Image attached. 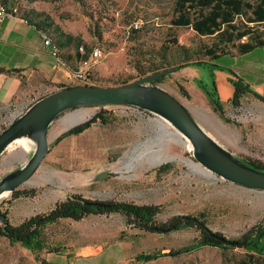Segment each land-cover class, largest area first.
<instances>
[{"label":"rangeland","instance_id":"374dc122","mask_svg":"<svg viewBox=\"0 0 264 264\" xmlns=\"http://www.w3.org/2000/svg\"><path fill=\"white\" fill-rule=\"evenodd\" d=\"M175 0H8L17 6L47 12L69 31L84 32L91 37L90 48H102L105 56L98 65L92 85L120 86L135 82L160 70L185 63L182 46L189 49L190 61L203 58L202 46L212 38L200 37L192 28L174 27L172 4ZM255 1V0H252ZM3 5V0H0ZM139 32L132 34V27ZM178 39V45L172 41ZM255 60L264 64V49L251 57H222L219 64L232 69L240 63ZM237 64V65H236ZM226 70V69H225ZM246 70V69H245ZM249 79L256 75L245 73ZM221 72L211 68L190 66L179 69L156 85L176 96L195 116L200 125L220 144L245 163H264V102L253 95L234 108L226 98L228 88ZM225 108L215 112L204 88L213 89L214 82ZM251 83V82H250ZM79 85L77 82L73 86ZM229 87L231 85L228 83ZM179 86L188 90L186 97ZM204 104V106H199ZM103 109L112 119L108 125L94 124L82 134L58 141L69 128H61L70 116H83L84 121ZM161 116L129 105L76 109L60 118L49 131L51 150L36 177L21 189H37L34 198L12 200L9 193L0 201V212L8 215L14 226L37 214L50 212L59 201L72 194L94 201L121 200L143 205H159V223L173 216L202 217L213 232L242 239L253 226L264 224V192L243 188L226 181L204 168L193 157V146L178 143L162 134ZM84 122V123H85ZM83 124V123H82ZM167 124V123H166ZM172 130L176 128L171 125ZM60 130L56 137L52 133ZM159 131L161 133H159ZM177 132V131H176ZM166 140V141H165ZM175 156L174 160L156 166L142 165L154 153ZM34 145H12L0 158V180L29 161ZM197 165L196 168L193 164ZM171 164L168 173L159 168ZM108 173L104 179L100 175ZM0 221V264H40L37 255L21 243H12L2 235ZM52 246L63 252L42 250V259L59 264H264V256L239 248L204 246L178 258L163 257L142 262L139 255L155 251L167 253L200 241V231L187 228L167 234L129 227L120 214L89 216L80 222L65 219L45 229Z\"/></svg>","mask_w":264,"mask_h":264},{"label":"trees","instance_id":"16d2710c","mask_svg":"<svg viewBox=\"0 0 264 264\" xmlns=\"http://www.w3.org/2000/svg\"><path fill=\"white\" fill-rule=\"evenodd\" d=\"M30 1L35 3L37 1L48 0ZM7 4L8 0H3V5H0L7 6ZM14 6L7 7L12 8ZM172 14L173 18L170 21L172 26L192 28L200 37L212 38L211 43H205L202 46L200 53L203 58L201 57L198 60L190 61L189 49L182 46L181 49L185 54V63L179 64L177 70L197 66L211 68L213 74L216 71L229 73V75L233 76L230 79L233 96L229 103L236 109L242 106L243 99L248 95H253L264 102V96L253 90L252 86L245 79L238 76L233 69H227L218 63L225 56L236 57L250 54L258 48L264 49V0H175L172 4ZM22 15L38 30L47 31L59 49L66 50L72 46H76L79 59L83 61L89 57L93 47L90 48V44H86L80 34L73 35L66 33V30L57 24L49 13L37 11L33 8L24 11ZM139 30L138 28L132 27V34H137ZM172 40L175 45H178L177 38L174 37ZM83 47L86 51L85 54L80 51V48ZM62 58L66 62L63 54ZM1 72H5V70L0 68ZM162 80H164L163 77L157 82L160 83ZM214 84L213 89L209 90L204 88V90L211 100L214 111L224 114L225 108L217 87L218 84L216 81ZM63 87L70 88L73 85ZM179 87L181 92L190 98L188 90L184 86ZM110 114L109 111L103 109L98 115L93 116L85 123L62 133L58 141L71 135H80L99 122L103 125L110 124L112 122V119L108 117ZM249 164L259 168V170H264V163L253 161ZM172 166L171 164H166L159 168V172L168 173L172 169ZM37 193V189H19L12 194V200L21 197L34 198ZM87 202L98 203L99 205H89L86 204ZM161 212L162 207L159 205H143L116 199L94 201L75 193L68 196L64 201L57 202L50 212L37 214L28 220L26 219L18 226H14L10 222L7 226L2 227V235L10 239L12 243H21L27 250L36 254L40 264H59L42 259L39 255L42 250H47L49 253H60L65 250V248L60 249L61 247L59 246H52L48 242L45 229L49 225L65 219L80 222L91 215L111 216L113 214H120L126 218L129 227H137L142 229V231L167 234L173 231L177 232L187 228H193L201 232V238L198 243L190 244L177 250L172 249L167 253L155 251L153 253L139 255L138 259L142 262H150L168 256L178 258L204 246L224 249L240 247L248 252L264 256V224L253 226L243 235L242 239H236L240 242L239 245L231 246L211 235V229L208 227L206 219L203 218L204 216H173L166 222L159 223L157 221V215H160ZM216 234L224 236L220 232H216Z\"/></svg>","mask_w":264,"mask_h":264},{"label":"water","instance_id":"95a60500","mask_svg":"<svg viewBox=\"0 0 264 264\" xmlns=\"http://www.w3.org/2000/svg\"><path fill=\"white\" fill-rule=\"evenodd\" d=\"M178 68L179 66H174L168 70H160L135 82L116 87L79 84L70 88H60L39 99L0 133V158L12 145L22 139H28L34 145L31 159L0 180V201L4 194H14L36 177L42 163L50 154L52 144L49 131L62 114L79 107L110 105H129L161 116L191 142L194 160L204 168L228 182L264 192V170L243 162L211 137V134L200 125L193 113L176 96L156 85L160 78L173 74ZM84 122V120L76 122L68 130ZM108 175V173L100 175L99 179H104ZM86 204L99 205L93 202ZM0 221L4 226L10 223L8 215L2 212H0ZM210 231L212 236L231 246L240 243L238 240L219 236L216 232Z\"/></svg>","mask_w":264,"mask_h":264},{"label":"crops","instance_id":"0c3cea01","mask_svg":"<svg viewBox=\"0 0 264 264\" xmlns=\"http://www.w3.org/2000/svg\"><path fill=\"white\" fill-rule=\"evenodd\" d=\"M56 23L61 25L66 33L80 34L85 43L90 44L91 37L87 32L69 31L63 23L59 21ZM256 51L257 49L250 54L232 58L239 61L241 58L251 57ZM62 54L66 62H60L52 56L40 30L32 23L16 17L0 19V68L5 70L0 73V133L14 121L18 112L27 111L39 99L64 88L63 86L73 85L70 82L82 60L79 59L76 46L62 49ZM232 69L238 76L245 79L253 90L264 96V64L262 62L250 59L245 64L239 63L237 68L233 66ZM248 72L256 75V78L249 79L245 74ZM220 76L229 84L230 79L233 78L227 72H221ZM228 83L224 81L221 89L227 86L226 98L230 101L233 89ZM199 106L203 107L204 104ZM89 108L91 107L80 109Z\"/></svg>","mask_w":264,"mask_h":264},{"label":"built area","instance_id":"2783aa9c","mask_svg":"<svg viewBox=\"0 0 264 264\" xmlns=\"http://www.w3.org/2000/svg\"><path fill=\"white\" fill-rule=\"evenodd\" d=\"M23 12L20 8L17 6H14L12 8H9L7 6H1L0 5V19L3 20L8 17H16L17 19L26 20L28 21L23 15ZM139 26L137 25V28ZM44 43L46 46L49 47L51 54L54 58H56L60 62H65L62 58V50L59 49V47L55 44L52 36L49 35L47 31H40ZM80 51L85 54V48H80ZM105 54L102 50V48L95 46L91 49L89 57L82 61L80 67L74 72L73 79L70 82L73 84L74 82H77L81 85H92L93 80L95 78L96 68L95 66L98 65V63L103 60ZM26 110H23L21 112H18L16 115L14 121L18 119L20 116H22Z\"/></svg>","mask_w":264,"mask_h":264},{"label":"bare ground","instance_id":"6f19581e","mask_svg":"<svg viewBox=\"0 0 264 264\" xmlns=\"http://www.w3.org/2000/svg\"><path fill=\"white\" fill-rule=\"evenodd\" d=\"M83 120H84V117L80 116V115L79 116H75V115L70 116V117H68V118H66L65 120L62 121V127L61 128H63V129L66 128V127L69 128L74 123L79 122V121L81 122ZM159 126L162 129V134L167 136V142L170 141L169 139H176L178 141V143L184 144L185 146L188 145L187 142H190L177 129H176L177 132L172 130L171 127H170L171 124L169 122L165 121V123H164V122H162V120H160L159 121ZM60 130L61 129L53 131V133H52L53 137H56L59 134ZM159 133H161V132L159 131ZM18 143H22L24 147H26L28 145H31V142L28 139H22V140L18 141ZM190 144H191V142H190ZM145 156L146 155L144 153L139 156L140 162L144 166H146L148 164L151 165V166H156V165H158L160 163L162 164V163H164L166 161L174 160V159L177 158L175 156H163L161 154V152L157 153V154L154 153L153 155L151 154V156L149 155L148 159H145L146 158ZM193 167L196 168L197 165L193 164ZM7 194H9V193H7ZM7 194H4L3 197H5Z\"/></svg>","mask_w":264,"mask_h":264}]
</instances>
